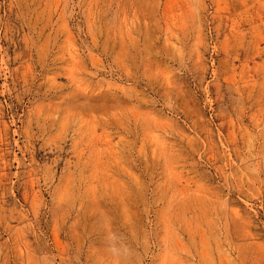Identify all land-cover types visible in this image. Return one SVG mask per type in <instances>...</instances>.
Masks as SVG:
<instances>
[{"label": "rangeland", "instance_id": "1", "mask_svg": "<svg viewBox=\"0 0 264 264\" xmlns=\"http://www.w3.org/2000/svg\"><path fill=\"white\" fill-rule=\"evenodd\" d=\"M0 264H264V0H0Z\"/></svg>", "mask_w": 264, "mask_h": 264}]
</instances>
